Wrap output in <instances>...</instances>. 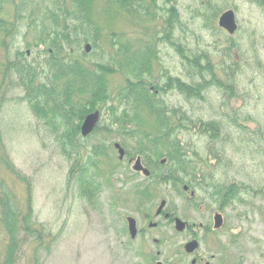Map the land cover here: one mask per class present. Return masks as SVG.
Here are the masks:
<instances>
[{
	"label": "rangeland",
	"instance_id": "374dc122",
	"mask_svg": "<svg viewBox=\"0 0 264 264\" xmlns=\"http://www.w3.org/2000/svg\"><path fill=\"white\" fill-rule=\"evenodd\" d=\"M72 1L4 3L2 16L8 21H13V6L24 9L18 26L0 45V61L5 54L14 58L19 50L26 53L25 64L33 63L38 72L43 68L49 74L48 55L38 51L44 48L38 46L39 39L47 40L74 22L70 14ZM115 1L88 0L99 30L98 45L93 48L89 42L91 48L85 53L84 43L77 46L72 42L63 57L118 68L124 63L125 45L132 47L134 53L154 42L157 59L153 60L151 75L144 78H161L166 71L188 80L193 67L174 46L156 39L162 28L159 15L131 16L116 9ZM173 2L179 22L172 30V40L188 58H199L205 67L202 75L212 82L199 97L187 99L169 91L164 98L169 106H180L195 121L196 126L180 132V136L190 153L197 152V165L217 179L240 184L244 201L227 205L220 230L204 233L202 226L212 224L217 208L214 202L201 198L205 203L200 208L187 205L184 198L155 176L145 177L133 171L129 157L120 160L116 151H111L108 159L98 158L101 187L98 194L88 199L81 194L77 174H71V168L77 169L93 143L102 139L106 143L120 142L121 136L89 135L82 140L86 149H81L77 160L67 157L60 140L62 128L33 112L24 88L13 74L4 83L0 107L4 150L15 169L31 182L37 226L45 233L57 234L49 246L48 239L25 245L17 264H151V257H155L152 264L156 259L165 264H190L193 256L186 255L183 248L189 233L179 232L172 221L155 216L162 199L166 200V210L198 228L199 248L194 253L200 257L197 264H221L217 257L221 256L222 245L231 251L228 263L264 264V9L253 0H170L166 5ZM229 8L237 22L232 34L217 23L220 14ZM128 76L135 79L124 67L109 76L111 94ZM106 119L105 112L101 113L99 124ZM208 121L216 122L217 137L211 138V131L197 128L199 123ZM142 129L148 132L149 127ZM128 146L132 149L135 141L130 140ZM5 194L20 210L25 207L26 184L0 159V196ZM127 216L137 222L134 238L127 230ZM149 222L157 225L150 227ZM5 244L6 233L0 224V264Z\"/></svg>",
	"mask_w": 264,
	"mask_h": 264
},
{
	"label": "trees",
	"instance_id": "16d2710c",
	"mask_svg": "<svg viewBox=\"0 0 264 264\" xmlns=\"http://www.w3.org/2000/svg\"><path fill=\"white\" fill-rule=\"evenodd\" d=\"M253 1L264 9V0ZM6 2L14 4L15 0H0V33L2 34L0 45H3L12 29L18 26V21L23 17L24 6H13V21L6 20L2 16L3 5ZM169 2L170 0H163L162 4L159 0H116L115 4L116 9L131 16L141 14L155 18L159 15L158 18L162 19V28L156 39L174 46L180 51L182 58L193 67L188 80L175 77L166 71L160 79L144 78L146 74L151 75V62L157 58L154 42L144 45L134 53L132 47L125 45L124 57H122L124 63L118 68L97 62L88 65L78 59L64 58V54L69 52L67 45L72 42L77 46L91 42L92 47L96 48L99 41V30L91 17L88 0H73L69 13L72 14L74 22L56 31L47 40L39 39L38 46L43 45L44 48H39L38 51L47 52L48 55L49 74L43 68L38 72V66L33 63L25 64L26 53L19 50L14 58H9L5 54L4 59L0 61V107L5 92L4 83L10 81L15 74L19 85L24 88L25 98L33 112L40 117L48 118L54 125L62 128L60 140L62 151L67 157L77 160L81 149H86L82 142L84 137L80 134V124L88 113L99 110L101 113L105 112L107 122L98 123L89 135L102 133L121 136L120 143L127 154L140 155L151 171L150 176H155L161 184L168 185L177 194L182 195V186H191L199 177L201 189L209 188L210 195L220 204L241 203L244 199L240 184L217 179L209 174V170L197 165L195 160L197 152L190 153L180 136V132L195 127V121L182 108L169 106L162 96L165 91L176 89L187 99L199 97L201 90L212 82V80L207 81L202 75L205 67L201 66L199 58L197 56L188 58L172 40L171 33L175 24L179 22V14L174 2L166 5ZM135 54L137 56H134ZM123 67L135 79L128 76L116 92L111 94L109 76ZM211 73L213 74L212 71ZM194 77H200L201 80H194ZM151 86L158 89L157 94L153 92ZM146 125L149 127L148 132L142 129ZM197 128L211 131V138L218 135L215 121L201 122ZM130 140H134L136 145L132 149L128 146ZM86 150L85 158L77 169L72 167L70 171L71 174H77L81 194L92 199L101 187L102 171L98 158L108 159L110 152L115 149L113 142L106 143L102 139ZM0 159L12 174L26 184L27 196L22 210L12 204L7 194L0 196V224L6 233L1 264H17L25 245L41 244L48 239L49 246L56 241L57 234L45 233L41 226H37L32 206L31 182L21 175L10 161L4 150L1 131ZM147 191L150 192V188ZM230 253L229 247L222 245L221 256L217 257L219 262L234 264L226 261ZM154 259L155 257H151L149 262L152 264ZM33 264H37V261Z\"/></svg>",
	"mask_w": 264,
	"mask_h": 264
},
{
	"label": "flooded vegetation",
	"instance_id": "af4514ba",
	"mask_svg": "<svg viewBox=\"0 0 264 264\" xmlns=\"http://www.w3.org/2000/svg\"><path fill=\"white\" fill-rule=\"evenodd\" d=\"M230 9V8H229ZM226 10H228V9H226ZM233 10V9H232ZM225 11V10H224ZM234 12V11H233ZM234 15H235V13H234ZM219 18V17H218ZM235 20H236V18H235ZM218 23V22H217ZM236 24H237V22H236ZM220 27V26H219ZM237 29V28H236ZM225 30V29H224ZM226 31V30H225ZM227 32V31H226ZM235 32V31H234ZM158 52L156 51V53H155V56L157 57V54ZM157 59V58H156ZM152 63H153V60H152V62H151V68H152ZM175 77H179V78H181L180 76H176V75H174ZM160 79V78H159ZM208 81V80H207ZM152 90H153V92L155 93V94H157L158 93V89H154V86H151L150 87ZM169 91H176V92H178V93H180L178 90H176V89H170V90H167V91H165V93L164 94H162V96L164 97ZM164 100H165V98H164ZM165 102H166V100H165ZM173 107H175V108H181L180 106H173ZM115 142H118V141H115ZM115 142H113V144L115 143ZM123 147V146H122ZM124 148V147H123ZM116 152H117V150H115ZM117 154H118V152H117ZM125 157H129V161H131V162H134V160L137 158V157H140V159H141V162H142V164H143V166H145L146 168H148L149 169V167L143 162V160H142V158H141V156L140 155H138V154H136L135 156H131V155H128L127 154V152H126V149L124 148V155H123V157L122 158H119V155H118V159H120V160H122V159H124ZM133 164V163H132ZM131 169H132V166H131ZM133 170V169H132ZM150 170V169H149ZM134 171V170H133ZM151 172V171H150ZM139 173H141V172H139ZM198 176H200V174H197ZM199 178V177H198ZM196 179V181H195V183L194 184H192L191 186H186V185H183L182 187V189H183V194L182 195H179V196H181L182 198H184L185 199V202L187 203V205H189V206H198V208H200L201 206H202V204H204L205 202H203V199H201V198H204V200H210V201H212V202H214L215 204H216V206H217V208L214 210V212H213V215H212V224H210V225H204V226H202L203 227V231H204V233H208V232H215V231H218V230H220L222 227H223V225H224V216H223V210L224 209H226L227 208V205H229L228 203H226V204H220V202H218L214 197H212L211 195H210V193L211 192H209V188L208 189H206V190H203V189H201V187H200V184H201V179ZM202 185V184H201ZM200 193L202 194V195H200ZM184 196V197H183ZM162 200H165V199H162ZM161 202V201H160ZM201 202H203V203H201ZM165 206H166V200H165V205L163 206V208H162V210L159 212V213H157V209H158V207H157V209H156V211H155V216H163V217H165V218H167V219H169L170 221H172L173 223H174V219L177 217L176 215H174V211L172 212V211H169V210H166V208H165ZM166 214H168V216H165ZM216 214H220L221 215V220H222V223H221V225L219 226V227H215V215ZM128 217V216H127ZM126 217V218H127ZM179 218V217H178ZM181 219V218H180ZM136 220V219H135ZM185 222V221H184ZM126 224H127V222H126ZM150 224H152V226H150ZM150 227H154V226H156L157 225V223H155V222H149V224H148ZM136 226H137V222H136ZM174 228H175V224H174ZM127 230H128V225H127ZM176 230V229H175ZM182 231H187L188 233H189V236H188V238H186V240H185V242H184V245H183V248H184V246H185V244L186 243H188V242H190V241H192V240H197V242H198V246H197V248L194 250V251H192V252H186L185 251V248H184V252L186 253V255H192L193 257H191V259H190V264H197L198 263V261L200 260V257L199 256H194V253L196 252V250L199 248V238H198V228L196 229V228H194V227H192V225L191 224H188L187 222H186V226H185V228H184V230H182ZM182 231H179V232H182ZM137 233H138V228H137ZM159 253L157 252V255H158ZM157 260H159V259H156L155 260V263H156V261ZM194 260V263L192 262ZM164 263V262H163ZM165 264V263H164Z\"/></svg>",
	"mask_w": 264,
	"mask_h": 264
},
{
	"label": "water",
	"instance_id": "95a60500",
	"mask_svg": "<svg viewBox=\"0 0 264 264\" xmlns=\"http://www.w3.org/2000/svg\"><path fill=\"white\" fill-rule=\"evenodd\" d=\"M218 25L225 29L229 34L234 33V31L237 28V24H236V20H235V15L232 9H228L223 11L219 18H218ZM91 46L89 43H87L85 45V52H89ZM100 111L99 110H94L90 113H88L84 119L81 122L80 125V134L82 136H87L89 135L94 128L96 127L99 119H100ZM114 147L118 152L119 158H122L124 155V148L121 146V144L119 142H115L114 143ZM132 169L136 172H141L143 174V176L148 177L150 175V170L148 168H146L145 166H143L140 157H137L133 164H132ZM165 205V200H161L159 207L157 209V213H159L163 206ZM165 216H168V214H166ZM215 227H219L222 223L221 220V215L220 214H216L215 215ZM174 224H175V229L177 231H182L184 230L185 226H186V222H184L183 220H181L180 218L176 217L174 219ZM127 221V225H128V232L130 234L131 238H134L137 234V226H136V220L134 217L132 216H128L126 218ZM150 226H152V224H150ZM198 246V242L197 240H192L188 243L185 244L184 248L186 252H192L194 251ZM194 263V260L192 261ZM156 264H164L161 260H157Z\"/></svg>",
	"mask_w": 264,
	"mask_h": 264
}]
</instances>
